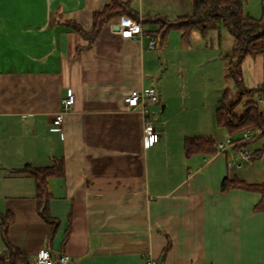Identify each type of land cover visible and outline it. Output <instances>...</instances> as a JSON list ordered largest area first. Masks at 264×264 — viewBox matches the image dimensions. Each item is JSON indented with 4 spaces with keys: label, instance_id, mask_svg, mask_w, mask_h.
<instances>
[{
    "label": "crops",
    "instance_id": "obj_1",
    "mask_svg": "<svg viewBox=\"0 0 264 264\" xmlns=\"http://www.w3.org/2000/svg\"><path fill=\"white\" fill-rule=\"evenodd\" d=\"M122 1L143 34L121 36L114 25L123 14L90 42L94 13L113 0H0V224L3 215L13 218L10 245L27 258L45 246L74 264H264V210L255 209L262 194L221 186L225 177L262 182L264 161L229 168L228 159L240 151L236 143L187 156V136H212L217 144L244 133L231 136L217 124L222 88L206 100L181 91L175 107L158 76L171 42H160L153 20L190 14L193 0ZM243 1L247 14L261 17L264 0ZM153 37L157 46L150 48ZM189 39L211 68L210 62L229 61L235 43L225 28L205 35L196 29ZM241 71L247 88L261 87L264 53L247 55ZM150 87L158 100L145 108L159 140L147 147L144 111L125 109L124 98L133 88ZM69 90L75 102L55 124ZM252 98L264 110V93ZM62 159L63 173L48 179V208L59 219L50 236L26 166Z\"/></svg>",
    "mask_w": 264,
    "mask_h": 264
},
{
    "label": "trees",
    "instance_id": "obj_2",
    "mask_svg": "<svg viewBox=\"0 0 264 264\" xmlns=\"http://www.w3.org/2000/svg\"><path fill=\"white\" fill-rule=\"evenodd\" d=\"M128 4L127 1L113 0L112 4L96 11L94 13V29L90 33V42L99 33L102 25L111 18L123 14L135 17ZM153 21L159 26L156 30V37H159L161 43L166 41L167 35L172 29L182 30V36L186 39L196 29L205 35L211 29L225 28L234 37L233 52L228 55V75L232 76L235 81L238 97L228 105L225 103V99L219 101L216 108V121L218 126L226 129L231 136L244 132L250 133L252 136L250 140H243V136L236 138V148L242 150L256 142L258 145L252 151L254 159L261 158L264 155V110L261 109L259 102L252 97L255 94L264 93V84L258 88H247L242 78L241 63L247 55L264 53V6L261 17L254 18L245 12L243 0H193L192 13L180 15L174 19L156 16ZM240 105L243 107L242 112H238ZM215 146L216 141L212 136L193 135L187 136L184 140V150L187 156L211 154L215 151ZM26 169L35 178L39 211L51 225L50 236H52L58 228L59 219L53 216L48 208V202L52 197L48 188V179L63 173V159L56 160L53 165L47 167L26 166ZM221 186L222 190L242 187L259 191L262 198L255 209L264 210V180L251 183L237 177H225ZM12 222L13 218L10 215H3L0 224L1 238L8 245H10L8 241L9 227ZM68 234L69 229L66 230L63 241L67 239ZM168 248L169 245L164 249V256ZM11 254L14 261L25 259V255L12 246Z\"/></svg>",
    "mask_w": 264,
    "mask_h": 264
},
{
    "label": "rangeland",
    "instance_id": "obj_3",
    "mask_svg": "<svg viewBox=\"0 0 264 264\" xmlns=\"http://www.w3.org/2000/svg\"><path fill=\"white\" fill-rule=\"evenodd\" d=\"M179 31L180 29L172 30L171 34L173 36L171 40L169 37L170 32L167 35L165 43L170 44L171 42V45H169L168 56L166 53L164 58L165 60L167 58L169 62L167 64L164 63L158 75L161 81L167 84L169 88L170 106H179L182 97L181 91L187 99L196 97L206 100L218 94L221 88V99H225L227 105L234 102L238 95L235 91V81L232 76L228 75L229 61L220 59L217 62L208 63L213 68L205 65V62L201 60V53L193 51V48L189 47L190 39L184 38L179 34ZM180 68L183 69L180 70ZM212 69L219 70V73L217 72L218 75L213 74ZM182 84H186V86L183 87ZM242 109L243 107L240 105L238 112H242ZM258 160L264 161V155Z\"/></svg>",
    "mask_w": 264,
    "mask_h": 264
},
{
    "label": "built area",
    "instance_id": "obj_4",
    "mask_svg": "<svg viewBox=\"0 0 264 264\" xmlns=\"http://www.w3.org/2000/svg\"><path fill=\"white\" fill-rule=\"evenodd\" d=\"M116 30L123 37L137 38L143 34L142 22L139 19L132 17H123L119 23L115 25ZM157 46V39L155 37L150 40V48ZM158 94L155 88H133L128 91L124 98V108L132 109L141 106L144 111V125H143V142L145 146H150L159 140V133L156 130L153 120L150 117L148 110L145 108L146 101H157ZM75 102V94L69 90L67 96L62 99L63 109L59 111L54 118L55 124H61L64 113L70 109ZM251 134L244 132L243 140H250ZM236 143L233 138H228L226 141L218 142L216 144L217 151H225L230 146ZM254 154L250 149H242L228 159V167H242L247 166L252 162ZM1 238V225H0ZM0 264H74L67 253L53 254L47 247H41L32 258L19 259L14 261L11 254V246L0 242ZM147 264H160V260L149 259ZM197 264H206L199 262Z\"/></svg>",
    "mask_w": 264,
    "mask_h": 264
}]
</instances>
